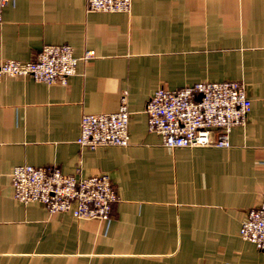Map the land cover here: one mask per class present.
Instances as JSON below:
<instances>
[{"label":"crops","instance_id":"1","mask_svg":"<svg viewBox=\"0 0 264 264\" xmlns=\"http://www.w3.org/2000/svg\"><path fill=\"white\" fill-rule=\"evenodd\" d=\"M48 45L93 58L65 85L0 81V264H264L239 235L264 193V0H132L128 13L10 0L0 60L29 62ZM226 81L251 102L228 149H168L148 132L156 90ZM124 94L128 146L79 147L82 116L115 113ZM21 165L108 175L110 223L19 203L10 175Z\"/></svg>","mask_w":264,"mask_h":264},{"label":"built area","instance_id":"2","mask_svg":"<svg viewBox=\"0 0 264 264\" xmlns=\"http://www.w3.org/2000/svg\"><path fill=\"white\" fill-rule=\"evenodd\" d=\"M10 0H0V24L3 9ZM88 13H128L132 0H85ZM93 58L85 52L80 58L67 45L44 46L29 62L0 60V81L27 77L36 83H67L75 75L78 62ZM251 111L245 87L240 82L197 83L177 90L160 88L147 101V130L161 139L163 147L216 148L230 147L233 128L243 127ZM130 113L126 95L115 113L85 114L80 122L79 147H127ZM13 198L22 204L39 202L50 214L71 213L78 220L112 219L116 191L108 175L77 178L61 173L57 167L17 166L10 175ZM240 238L264 252V193L258 208L247 212L239 229Z\"/></svg>","mask_w":264,"mask_h":264}]
</instances>
